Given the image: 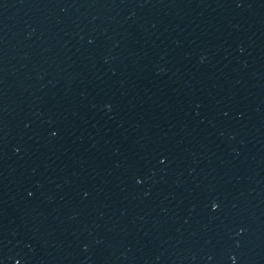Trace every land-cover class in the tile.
Here are the masks:
<instances>
[{"label":"water","instance_id":"1","mask_svg":"<svg viewBox=\"0 0 264 264\" xmlns=\"http://www.w3.org/2000/svg\"><path fill=\"white\" fill-rule=\"evenodd\" d=\"M0 264H264V0H0Z\"/></svg>","mask_w":264,"mask_h":264}]
</instances>
